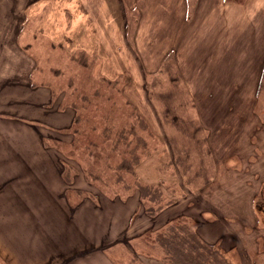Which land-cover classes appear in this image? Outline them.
Segmentation results:
<instances>
[{"label":"rangeland","instance_id":"1","mask_svg":"<svg viewBox=\"0 0 264 264\" xmlns=\"http://www.w3.org/2000/svg\"><path fill=\"white\" fill-rule=\"evenodd\" d=\"M100 1V16L115 20L92 22L96 30L86 21L84 35L66 44L64 29L77 23L63 16L66 0H40L23 38L33 44L31 35L38 34L32 55L41 83L64 89L69 100L87 96L79 113L84 124L98 122L97 132L81 125L80 146L86 137L102 134L101 142L126 130L129 145L96 153L92 167L106 184L94 185L109 191L122 178L154 199L159 185L161 201L148 198L144 207L156 210L175 196L192 225L209 222L211 238L223 236L230 264H251L240 256L257 252L253 240L264 251V0H129L128 12L119 15ZM22 6L0 0L4 50L11 46L10 16L26 12ZM11 53L2 54L10 63L3 71L27 73L28 54ZM130 152L139 158L134 172L118 170L124 157L131 164ZM78 155L91 163L85 151ZM235 240L245 244L239 254L229 250Z\"/></svg>","mask_w":264,"mask_h":264},{"label":"crops","instance_id":"2","mask_svg":"<svg viewBox=\"0 0 264 264\" xmlns=\"http://www.w3.org/2000/svg\"><path fill=\"white\" fill-rule=\"evenodd\" d=\"M99 1L66 0L63 16L77 22L64 29L66 44L84 35L86 21L93 29L94 21L115 20L100 16ZM16 2L27 11L10 16L11 46L4 50L2 35L0 41V264H162L160 249L159 254L156 248L154 253L147 252V247L152 248L143 236L180 216L179 204L161 210L153 220L141 211L140 190H121L118 196L112 195L114 190L109 187V191L100 190L96 181L86 179L82 157L76 154L68 159L54 151L68 143L43 141L44 132L65 133L72 118L67 109L52 113L50 84L36 77L40 65L32 54L37 32L31 35L33 44H23L26 25L39 16L32 9L40 0ZM100 2L114 6L111 11L117 15L128 12L131 4L129 0ZM51 19L49 16L48 21ZM3 52L27 53L25 68L30 70L14 74L7 66L5 73L3 67L10 63L3 61ZM88 159L94 165L95 159ZM202 222L198 223L202 238L223 243V236L211 238L207 231L210 223ZM241 240H235L237 254L244 249ZM251 244L257 252L240 257L243 261L250 258L251 264H264L260 242L255 239Z\"/></svg>","mask_w":264,"mask_h":264},{"label":"trees","instance_id":"3","mask_svg":"<svg viewBox=\"0 0 264 264\" xmlns=\"http://www.w3.org/2000/svg\"><path fill=\"white\" fill-rule=\"evenodd\" d=\"M55 73L58 75V71H56ZM113 85H115V83ZM49 86L51 87L50 89L52 93V100H51V108L53 110L52 113L59 110L67 109L71 113L69 115L72 118L71 126H69L66 129L65 133L59 131H50L49 133L44 132L41 134L43 141L46 143L48 141L66 142L65 140L54 138L53 136L54 134L57 135L61 134L66 137L71 136V140L65 146V147H69L68 150H64L63 148L60 149L59 147H57V150L54 149V151H61V153L68 159H74L75 155L76 154L78 155L80 151L81 152L85 151L87 158H94L96 160L97 152L98 153L99 152L103 153L104 151L113 152L114 150L117 151L120 145L122 146L129 145V142L127 140H126L127 144L123 142L126 137V130H123L118 132L117 134H114L110 139L108 138V134H107V136L103 137V141L101 142L99 141V139L100 136H102V134H98L97 137L95 138V141H93L92 138L87 139L86 137V140L84 138V142H86V144L80 146V144H82L81 143L82 141L78 140L77 137L82 138V136H85V133L81 135L82 133L80 131V126L81 125L83 126L84 122H83V117L79 112L85 109L84 105L86 102H88L87 96L81 94V96L77 95L76 99L69 100L67 91H65L64 89L62 90L61 88L53 87L51 85ZM97 123L98 122L91 123V119L89 120L88 118H86L85 121V124H89L90 126L89 130L91 133L97 132V129L95 128L96 127L95 125H97ZM89 148L91 149V151ZM123 154L125 153L121 152L120 155ZM130 155L131 158H133L131 164L127 165L126 163L127 160L124 157L117 166L118 170H125L130 173H132V171L134 172L133 166L137 162L136 160L139 158L133 156V153L131 152ZM82 157H84V155H82ZM83 163L86 164H82L83 167L82 171L84 172L86 179L88 180L89 183H90V179L96 182H101V183L104 182L101 179V176L98 174L97 171L98 168L93 169L94 167H92L93 165L89 162V160L88 163L87 162H83ZM94 164L96 165L97 162H94ZM110 164L105 165V167L108 170H111L113 167L112 163ZM90 168H92V171H89ZM119 182L122 184L124 183L122 178H120V181L116 180L114 183L116 185L113 186H117V184L119 185L120 184ZM176 182L177 180H175V182L173 183ZM104 184L106 183L104 182ZM128 186L129 185L124 183L122 190L130 189V187L128 188ZM156 186L158 188L155 187L154 194L157 197L154 199L151 198V193L148 192V189L145 190L143 186L136 184L135 189L140 190V199L142 202L141 206H143L145 200L150 201V199L148 198L153 199L151 201L154 200L161 201L160 198L161 196H163V192L162 190L159 189V185ZM106 187L108 188V186ZM112 187H111V191L115 190L114 188L112 190ZM159 191H161L162 195H160ZM114 194L118 196L119 195L118 190L113 191L112 195ZM163 198H165V196ZM172 205H177V200L175 199V196H172L171 200L170 199L168 200V203H166L164 206L161 205L156 210H152L151 208L148 209L146 206L145 207L143 206V210L146 215H148L150 218L154 220L158 217V213L161 210L166 209L167 207ZM188 217L191 216H186L181 214L176 218L168 219L166 222H164L162 227L156 230L155 229L149 230V232L147 231L143 236L147 240L148 245L151 246L152 250H154L155 248L157 250L160 249L162 264H230V261L227 258V254L230 253V251L224 249L222 244L218 242L210 243L204 240L202 238V235H200V232L198 231L199 225L197 226L192 225V222ZM223 225L225 226L226 224L224 223ZM233 247H230L229 250L234 249Z\"/></svg>","mask_w":264,"mask_h":264}]
</instances>
